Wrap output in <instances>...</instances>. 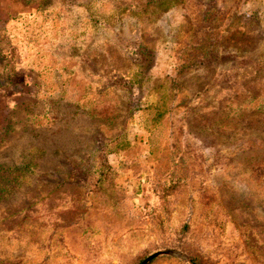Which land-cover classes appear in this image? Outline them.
I'll return each mask as SVG.
<instances>
[{
    "label": "rangeland",
    "instance_id": "obj_1",
    "mask_svg": "<svg viewBox=\"0 0 264 264\" xmlns=\"http://www.w3.org/2000/svg\"><path fill=\"white\" fill-rule=\"evenodd\" d=\"M210 1L0 0V263L264 264V0H218L200 46Z\"/></svg>",
    "mask_w": 264,
    "mask_h": 264
},
{
    "label": "trees",
    "instance_id": "obj_2",
    "mask_svg": "<svg viewBox=\"0 0 264 264\" xmlns=\"http://www.w3.org/2000/svg\"><path fill=\"white\" fill-rule=\"evenodd\" d=\"M198 5L199 8V23L198 27L193 31L194 33H197L196 35L192 34L191 36H195L198 45L200 46H211L212 44L216 46L217 37H223L222 30L220 29L217 32H212V24L215 23V15L214 12L219 11L218 7V0H211L210 2H200ZM205 5V8H204ZM211 12L213 14H211ZM261 14V13H260ZM200 41V42H199ZM213 46V47H215ZM208 51L211 52L210 48H208ZM210 52H208L210 54ZM206 53L200 50H197L191 54L192 58V64H196L199 62L204 61ZM209 57V56H207ZM107 143V142H106ZM104 143L102 147H100L99 153L97 155V164L96 166H93L94 169L90 172V174H86V180L90 185L93 187L95 194H98L99 197L102 199L103 209H105L107 206L106 204H110L111 209H106V220L105 223H103L102 229H104L106 233L108 231L112 230L116 227H121V213H125L121 210H119L118 205L120 200H118L119 195L122 192V188H117L115 184L116 179V170L111 165L109 160V155L113 153L115 150L111 149L108 144ZM106 144V145H105ZM34 151V150H33ZM117 189L118 195L110 196L112 195L113 191ZM117 197V198H115ZM115 198V199H114ZM107 201V203H106ZM108 206V207H109ZM110 210V211H109ZM71 235V242L77 243L79 242H85L86 238V227H82L80 229L73 227ZM194 262L195 260L191 258ZM145 258H142L137 264H142L144 262ZM196 263L199 264V262L196 261ZM0 264H16L14 262H3Z\"/></svg>",
    "mask_w": 264,
    "mask_h": 264
},
{
    "label": "water",
    "instance_id": "obj_3",
    "mask_svg": "<svg viewBox=\"0 0 264 264\" xmlns=\"http://www.w3.org/2000/svg\"><path fill=\"white\" fill-rule=\"evenodd\" d=\"M159 253H155L152 254L150 257H148L147 259L144 260V262H142V264H146L148 261H150L151 259H153L154 257H156ZM189 264H195L193 262H191L189 259L187 260Z\"/></svg>",
    "mask_w": 264,
    "mask_h": 264
},
{
    "label": "crops",
    "instance_id": "obj_4",
    "mask_svg": "<svg viewBox=\"0 0 264 264\" xmlns=\"http://www.w3.org/2000/svg\"><path fill=\"white\" fill-rule=\"evenodd\" d=\"M262 15V17L264 18V13L263 14H261Z\"/></svg>",
    "mask_w": 264,
    "mask_h": 264
}]
</instances>
